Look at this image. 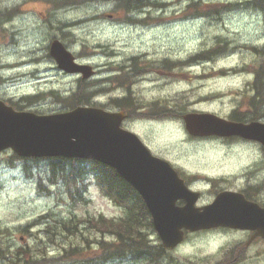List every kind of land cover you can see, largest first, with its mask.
<instances>
[{"label":"rangeland","instance_id":"1","mask_svg":"<svg viewBox=\"0 0 264 264\" xmlns=\"http://www.w3.org/2000/svg\"><path fill=\"white\" fill-rule=\"evenodd\" d=\"M194 1L198 8H209L214 2L218 9L209 17H198L199 11L194 10L193 15L188 10L192 0H163L167 6L149 10L152 18H147L155 21L159 19L153 17L165 16L161 25L147 27L128 22L124 13L117 14L115 20L106 18L111 4L58 11L46 0H0V10L14 14L10 21L0 23V69L8 80L15 78L14 82H0V98L19 101L23 96L51 90L68 96L75 90L79 98L94 94L96 102L112 109L117 108L111 101L132 104L135 110L127 126L149 139L161 156L173 159L192 175L200 172L218 178L219 184L242 187L264 202L261 145L193 137L183 120L184 114L203 111L227 118L237 112L240 117L264 119V106L251 105L259 71V92L264 100V8L254 7L253 0ZM225 3L237 7L222 11ZM73 22L78 23L67 27ZM60 28L70 30L63 40L71 51L83 56L84 62L123 68L90 79L78 92V79L64 76L48 57L51 40L62 38ZM109 50L112 56L103 54ZM204 50H214L209 53L212 59L190 61ZM140 53L143 56L134 59ZM34 57L41 63L32 65ZM24 62L28 64L20 65ZM7 64L19 69L9 70ZM36 68L41 72L38 75ZM39 75L47 78L34 80ZM63 106L58 99L44 95L27 107L47 114ZM11 156L0 155V264H8L21 249L31 254L23 256L26 263L31 258L30 264L41 259L44 264H134L130 258L83 262L96 257L98 243L114 238L94 227L99 221L96 216L101 213L103 219L119 218L122 212L118 207L95 189L89 204L73 207L65 199L63 183L55 188L56 194L43 195L39 191L44 188L21 172L24 162L15 159L12 163L16 167H9ZM205 188L208 201L214 188ZM70 210L75 217L62 223L59 219H67ZM150 234L146 244L153 260L137 264H264V240L247 246L248 238L240 231L192 234L181 247L163 255L157 235ZM68 252L74 258L68 259Z\"/></svg>","mask_w":264,"mask_h":264},{"label":"water","instance_id":"2","mask_svg":"<svg viewBox=\"0 0 264 264\" xmlns=\"http://www.w3.org/2000/svg\"><path fill=\"white\" fill-rule=\"evenodd\" d=\"M61 52L70 56L59 42H55L52 55L59 58ZM62 62L74 69L64 56ZM78 69L86 72L87 68ZM123 117V113L93 108L49 117L16 114L0 126V150L12 147L20 155L95 158L117 167L143 195L161 237L172 247L181 241L179 228L191 224L185 214L193 208L192 193L178 180L167 162L153 157L134 134L120 128ZM185 120L187 129L194 135L237 133L251 136L247 127L226 123L210 114H188ZM179 198L188 201L186 209L175 207ZM221 208L222 203L206 210ZM234 214L240 216L239 212Z\"/></svg>","mask_w":264,"mask_h":264},{"label":"trees","instance_id":"3","mask_svg":"<svg viewBox=\"0 0 264 264\" xmlns=\"http://www.w3.org/2000/svg\"><path fill=\"white\" fill-rule=\"evenodd\" d=\"M145 1L119 0L118 7L123 8L128 13L129 11L141 9ZM50 2L56 8H68L78 7L91 2H101V0H50ZM153 3L156 4L155 2ZM252 3L256 7H264V0H254ZM73 96L72 103L82 104L89 102L85 95H80V98L79 94ZM127 106L130 107L129 104L120 103V107L126 108ZM26 169L32 173L29 167H26ZM49 171L52 175L49 178L51 182L59 181L62 178L67 184H77L78 181L83 183L89 178L88 174L92 171V176L104 188L107 196L111 197L117 205L123 208L121 217L109 220L101 219L95 223L94 227L99 229V231L103 229L114 238L104 242L102 245L96 242L103 249L102 258H88L83 260V262L106 263V261L111 260H125L128 257L150 258L151 252L147 250L148 246L146 243L148 242L147 235H150V228H152L151 216L143 199L131 186L120 180L111 170L101 168L96 163H89L83 160L53 159L49 161ZM20 252V255L15 254L14 260L25 261L23 256L31 255L26 249H21ZM68 255L70 257L68 259L74 258V256H70L69 252ZM76 257L78 258V256ZM30 263L31 258L26 264ZM44 263L45 261L42 259L34 261V264Z\"/></svg>","mask_w":264,"mask_h":264},{"label":"flooded vegetation","instance_id":"4","mask_svg":"<svg viewBox=\"0 0 264 264\" xmlns=\"http://www.w3.org/2000/svg\"><path fill=\"white\" fill-rule=\"evenodd\" d=\"M242 191H243V192H246V190H245V189H242ZM250 239H251V235H250Z\"/></svg>","mask_w":264,"mask_h":264}]
</instances>
